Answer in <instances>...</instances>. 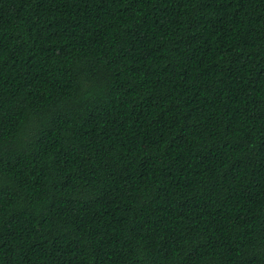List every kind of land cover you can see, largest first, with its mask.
Segmentation results:
<instances>
[{"label":"trees","instance_id":"1","mask_svg":"<svg viewBox=\"0 0 264 264\" xmlns=\"http://www.w3.org/2000/svg\"><path fill=\"white\" fill-rule=\"evenodd\" d=\"M0 264H264V0H0Z\"/></svg>","mask_w":264,"mask_h":264}]
</instances>
